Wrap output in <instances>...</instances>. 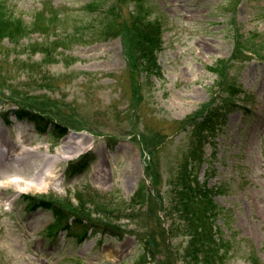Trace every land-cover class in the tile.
Listing matches in <instances>:
<instances>
[{
	"label": "rangeland",
	"instance_id": "1",
	"mask_svg": "<svg viewBox=\"0 0 264 264\" xmlns=\"http://www.w3.org/2000/svg\"><path fill=\"white\" fill-rule=\"evenodd\" d=\"M236 101L192 163L185 122ZM3 138L32 154L3 156L0 174L54 168L61 182L0 185V264H264V0H0ZM186 163L214 192L211 263L200 240L168 235L160 199L173 205ZM42 201L98 223L50 233Z\"/></svg>",
	"mask_w": 264,
	"mask_h": 264
},
{
	"label": "trees",
	"instance_id": "2",
	"mask_svg": "<svg viewBox=\"0 0 264 264\" xmlns=\"http://www.w3.org/2000/svg\"><path fill=\"white\" fill-rule=\"evenodd\" d=\"M149 35L150 34L148 32L144 33L142 34L141 38V43L143 46L141 47L140 51L142 54H145V56L153 55V45L156 43V41L159 45L161 39L158 29L154 32L155 36L151 35L149 41L146 42L144 39ZM154 37L156 38V41L153 39ZM229 104V107L218 105V103L212 104L185 122L183 129L187 131L190 140L188 159L192 163H195L196 161L199 163L205 161V145L211 142L213 138L218 135L219 131L226 124L228 119L227 116L230 111H234L235 108L240 106L239 102H231ZM17 112L19 114L24 113L26 115H34L35 118H39V115H36L35 113L32 114L23 108L19 109ZM45 129L46 126L41 127L42 131H45ZM88 158L89 153L85 154L77 162L69 164L68 171L77 172L78 169L86 167L89 162ZM185 169V172L182 171L181 174L178 175V177L175 178L173 182H171V190L175 194L171 200L173 205L169 206V209L167 210V206L164 205V199H160L163 208L166 209L165 215L167 220H170L169 235L174 237L177 231H180L181 235L190 236L189 239H191L192 243H196L197 240H200L203 245H205L207 262L211 263V261L216 258L214 256L213 249H215L216 245L222 244V238L216 234L217 229H215V220L218 218V214L216 213V209H214V207L217 206L213 200L214 192L209 186H205L203 182H199L198 179L193 177L192 172L187 171V163L185 164ZM30 199V207L35 208L38 204L37 198L33 197ZM204 200H206V202H204ZM41 205L44 208L52 210L54 214V222L49 224L47 228L50 233H52V229H58V226L62 224L64 220L68 221L70 214L76 215L75 226L80 227L82 225L83 227H86L87 225L82 220V218H85L83 217L84 215L80 216L75 210L67 209L66 211L63 209L64 207H62L63 205L57 208L53 202L42 201ZM95 206L96 208L100 207L99 204H95ZM88 219L91 220L90 216ZM79 221L81 222L79 223ZM73 226L74 225L71 226V224H68L61 229H67L68 233L71 234V227ZM76 235L79 236V234ZM217 238H219L218 241H216ZM194 257L198 258L197 255Z\"/></svg>",
	"mask_w": 264,
	"mask_h": 264
},
{
	"label": "bare ground",
	"instance_id": "3",
	"mask_svg": "<svg viewBox=\"0 0 264 264\" xmlns=\"http://www.w3.org/2000/svg\"><path fill=\"white\" fill-rule=\"evenodd\" d=\"M18 140H20V137L18 138ZM67 148L65 150V153L67 151L69 152H76L78 150L79 147H81V142H78L77 140L71 139L68 140L67 143ZM40 146V145H35V147ZM83 151V150H81ZM80 152L72 154L73 156H77ZM32 151L26 147L25 145L23 146L21 143L17 146H11L10 144H8L6 142V140L0 139V158L2 159L3 156L4 157H8L12 160H14L16 157H25L27 155H31ZM68 155V154H67ZM67 155H63L62 157H60V159L65 158V156ZM0 159V160H1ZM52 168V167H51ZM57 171L53 168L50 170H47L45 172H41L40 176H36L34 177V181H29L27 179H24L23 175H21L20 172L16 171L14 174H9V173H1L0 174V185L2 187L5 186H14L16 187L18 190L21 191H32V190H37L39 188L38 184H42L44 182H46L47 180H57L58 182H61L58 178H57Z\"/></svg>",
	"mask_w": 264,
	"mask_h": 264
}]
</instances>
